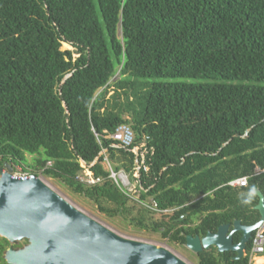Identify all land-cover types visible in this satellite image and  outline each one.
<instances>
[{"label": "trees", "instance_id": "obj_1", "mask_svg": "<svg viewBox=\"0 0 264 264\" xmlns=\"http://www.w3.org/2000/svg\"><path fill=\"white\" fill-rule=\"evenodd\" d=\"M121 125L154 149L139 200L104 164L134 174L136 155L109 137ZM6 163L171 247L258 223L259 197H240L252 184L264 195V0H0V170ZM86 170L101 181L77 180ZM244 177L247 187L229 185ZM151 199L161 212L142 204ZM27 243L3 238L1 250ZM195 255L250 264L214 246Z\"/></svg>", "mask_w": 264, "mask_h": 264}, {"label": "water", "instance_id": "obj_2", "mask_svg": "<svg viewBox=\"0 0 264 264\" xmlns=\"http://www.w3.org/2000/svg\"><path fill=\"white\" fill-rule=\"evenodd\" d=\"M82 165L86 167L83 160ZM12 173L13 167L6 163L0 176V236L12 244L28 243L19 250L11 247L7 251L9 264H188L166 248L117 234L40 177L21 180L13 178ZM255 209L261 215L258 223L246 226L237 220L205 237L187 236V249L199 254L214 246L220 253H236V261L244 259L253 233L264 226V203L260 198ZM237 232L243 236L235 244Z\"/></svg>", "mask_w": 264, "mask_h": 264}, {"label": "built area", "instance_id": "obj_3", "mask_svg": "<svg viewBox=\"0 0 264 264\" xmlns=\"http://www.w3.org/2000/svg\"><path fill=\"white\" fill-rule=\"evenodd\" d=\"M110 139H112L115 144L113 147L125 149L127 151L133 152L136 155V167L133 176L124 170L115 171L108 158L105 156V166L110 172V178H112L117 186L128 196L132 197L135 200H139L141 184L139 182L140 173L143 169L145 172H148L149 167L147 166V156L154 153V149H149L144 143L141 147H136V137L133 129L129 125H121L117 130L111 134ZM106 152H104L105 154ZM51 163H48V167H51ZM13 173L12 176L15 179L27 180L34 175L30 170H25L22 165L13 164ZM262 172L258 170L257 173ZM82 183L93 185L101 181L100 178H95L93 173L89 170H86L83 176L77 178ZM231 187H247L248 177H244L229 183ZM147 208L161 212L158 208V204L155 200L151 199L148 202H142ZM168 213L169 211H164ZM250 258V264H255L256 258L258 255H264V226L257 230L251 239V247L249 251L246 250V256ZM188 264H191L187 262Z\"/></svg>", "mask_w": 264, "mask_h": 264}, {"label": "rangeland", "instance_id": "obj_4", "mask_svg": "<svg viewBox=\"0 0 264 264\" xmlns=\"http://www.w3.org/2000/svg\"><path fill=\"white\" fill-rule=\"evenodd\" d=\"M63 50H73L72 47L69 45H64ZM119 74H117L111 81V83H115L119 79ZM153 81V80H149ZM176 82H190V83H197V81H191V80H183V79H176L174 80ZM200 82V81H198ZM113 94V90H111L110 95ZM109 95V96H110ZM28 158V163L32 164L34 157L27 155ZM27 166V165H26ZM25 166V167H26ZM0 176H1V170H0ZM40 178L45 182L47 185H49L51 188H53L56 192L61 194L64 198H66L69 202H71L74 206L79 208L81 211L85 212L87 215L90 217L94 218L95 220L103 223L107 227L111 228L114 230L117 234L131 239V240H136L140 242H145L149 243L152 245H156L157 247H163L174 254H176L178 257L183 259L186 262H189L191 264H197V257L196 255L190 251L189 249L186 248H181V247H171L167 244V242L162 239V235L160 233H152V232H147L144 230H140L132 225H130L127 222L122 221L121 219H116L115 222H110L109 220L105 219L97 210V207L92 204L91 202L87 201L83 197L77 196L73 194V192L65 186H62L58 184L56 181H53L52 179L44 177L40 173ZM259 257V258H258ZM258 260L263 261L264 260V255H258ZM257 261V259H256ZM255 262L257 264L258 262Z\"/></svg>", "mask_w": 264, "mask_h": 264}, {"label": "clouds", "instance_id": "obj_5", "mask_svg": "<svg viewBox=\"0 0 264 264\" xmlns=\"http://www.w3.org/2000/svg\"><path fill=\"white\" fill-rule=\"evenodd\" d=\"M258 197L261 203H264V197H260L258 187L252 184L247 188L246 192L241 195L240 203L244 206H253Z\"/></svg>", "mask_w": 264, "mask_h": 264}, {"label": "flooded vegetation", "instance_id": "obj_6", "mask_svg": "<svg viewBox=\"0 0 264 264\" xmlns=\"http://www.w3.org/2000/svg\"><path fill=\"white\" fill-rule=\"evenodd\" d=\"M2 239L3 237L0 236V264H9L7 262V259H6V254H7V251L12 247L14 250H19V248H15L14 246H9L5 251H2L1 250V244H2ZM24 246L27 245V244H23ZM23 246V247H24ZM22 247V248H23ZM21 249V248H20Z\"/></svg>", "mask_w": 264, "mask_h": 264}, {"label": "bare ground", "instance_id": "obj_7", "mask_svg": "<svg viewBox=\"0 0 264 264\" xmlns=\"http://www.w3.org/2000/svg\"><path fill=\"white\" fill-rule=\"evenodd\" d=\"M259 258V257H258ZM258 258H256V259H258ZM258 264H264V260L263 261H260Z\"/></svg>", "mask_w": 264, "mask_h": 264}, {"label": "crops", "instance_id": "obj_8", "mask_svg": "<svg viewBox=\"0 0 264 264\" xmlns=\"http://www.w3.org/2000/svg\"><path fill=\"white\" fill-rule=\"evenodd\" d=\"M104 152H106V151H104ZM104 152H103V155H105V154H104ZM261 261H262V260H261ZM256 262H258V263H259L260 261L257 259V261H256ZM258 263H257V264H258Z\"/></svg>", "mask_w": 264, "mask_h": 264}]
</instances>
